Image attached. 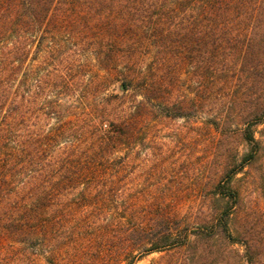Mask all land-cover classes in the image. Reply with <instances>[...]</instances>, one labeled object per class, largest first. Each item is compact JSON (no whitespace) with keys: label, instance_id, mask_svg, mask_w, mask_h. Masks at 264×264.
<instances>
[{"label":"trees","instance_id":"16d2710c","mask_svg":"<svg viewBox=\"0 0 264 264\" xmlns=\"http://www.w3.org/2000/svg\"><path fill=\"white\" fill-rule=\"evenodd\" d=\"M166 118L224 162L196 227L183 201L128 196ZM259 125L264 0H0V264H264V212L236 183ZM219 239L233 263L198 252Z\"/></svg>","mask_w":264,"mask_h":264},{"label":"rangeland","instance_id":"374dc122","mask_svg":"<svg viewBox=\"0 0 264 264\" xmlns=\"http://www.w3.org/2000/svg\"><path fill=\"white\" fill-rule=\"evenodd\" d=\"M109 92H117V83L110 87ZM254 130L255 137L264 143V125H259ZM190 137L189 129L186 128V119H158L151 131L143 136L145 144L139 149L138 159L134 165L136 180L133 182L134 184L132 183L133 185L130 184L132 189L128 192V196L136 198L139 204L153 198L183 201L186 209V224L191 221L190 225L196 227L199 218H196L195 215L201 217V214L198 213L201 210L200 200L208 195V190L211 189L209 186L211 180L208 183L206 176L216 168V176H220L224 162L221 166L220 158H218L215 167L208 165L210 148L207 146L206 137L198 136L193 140ZM245 149L246 146L239 142V153L244 152ZM208 171L211 172L206 174ZM243 171L246 172L236 175V178L239 179L236 183L242 187L241 208L243 211H256L262 214L264 212V146L260 159L253 162L248 168H244ZM211 174L213 175V173ZM140 208L144 209L142 205ZM243 213L240 211L236 215L232 225L240 227L244 218ZM263 224L257 225V231L261 232L260 237L262 238H264ZM198 246L200 247L198 252L201 253L203 249L202 256L205 257L207 253L208 260L217 263H223L226 259L231 263L235 261V257L225 251L224 241L221 239L215 243L199 242ZM234 248L241 252L240 245L237 244ZM198 252L195 253V259L201 256ZM162 254L161 252H152L145 255L136 264H148L158 259ZM180 257L185 259L186 252L184 255L175 256L174 260L183 261Z\"/></svg>","mask_w":264,"mask_h":264}]
</instances>
